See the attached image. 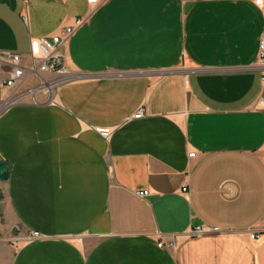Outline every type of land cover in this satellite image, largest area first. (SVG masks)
<instances>
[{"label":"crops","instance_id":"0c3cea01","mask_svg":"<svg viewBox=\"0 0 264 264\" xmlns=\"http://www.w3.org/2000/svg\"><path fill=\"white\" fill-rule=\"evenodd\" d=\"M78 18L53 97L0 91V217L41 235L0 264H264V0H0V57Z\"/></svg>","mask_w":264,"mask_h":264},{"label":"built area","instance_id":"2783aa9c","mask_svg":"<svg viewBox=\"0 0 264 264\" xmlns=\"http://www.w3.org/2000/svg\"><path fill=\"white\" fill-rule=\"evenodd\" d=\"M91 3H96L98 0H90ZM257 6L263 5V0H254ZM85 23L82 18L74 19L71 26H67L61 29L59 34L53 35L51 37H40V38H30L29 41V57L28 63H23L21 61L20 55L16 54H3L1 55V62L11 66V71L7 74L6 78L0 79V91L2 90H12L14 93L10 96L9 101L13 102L14 99L21 97V93L16 94L22 86H24L32 78H37L40 80L38 89L32 92L37 94L40 90L49 89L54 92L58 89L61 84H65L70 81L71 76L67 72V68L64 65V49L67 40L70 36L74 34L79 28H81ZM259 61L261 65H264V38L259 42ZM49 75L51 77L50 81L44 79L45 76ZM264 102V97L261 99V103ZM145 116V111L143 108H138V110L131 116V119L138 120ZM113 130L110 128H101L97 130L98 136L102 139L108 141L110 135H112ZM194 153L188 155L189 158L194 157ZM183 192L186 191L185 188L182 189ZM140 196L147 195V192L139 194ZM219 228L216 227H195L188 232L189 237H198L202 235H211L219 233ZM260 234H250L249 238L251 240H257ZM41 235L38 232L32 231L27 236L26 241L40 239ZM172 244H169L171 247ZM159 248H163V244H158Z\"/></svg>","mask_w":264,"mask_h":264},{"label":"rangeland","instance_id":"374dc122","mask_svg":"<svg viewBox=\"0 0 264 264\" xmlns=\"http://www.w3.org/2000/svg\"><path fill=\"white\" fill-rule=\"evenodd\" d=\"M44 79L48 82L51 80L49 75L45 76ZM40 84V80L37 78H32L29 80L22 88L16 93H21V97L18 99H14L12 103L17 102H29V103H38V102H45L49 98L53 97L54 92H46V89L43 91L40 90L39 92H32L35 89H38V85ZM6 228L4 224V220L0 217V243L11 248L13 251L21 245V243L26 242V238L28 234H24L22 229H15L11 234L6 233ZM30 234V233H29Z\"/></svg>","mask_w":264,"mask_h":264},{"label":"water","instance_id":"95a60500","mask_svg":"<svg viewBox=\"0 0 264 264\" xmlns=\"http://www.w3.org/2000/svg\"><path fill=\"white\" fill-rule=\"evenodd\" d=\"M7 163L5 161H0V182H5L9 176ZM2 195L0 194V202Z\"/></svg>","mask_w":264,"mask_h":264},{"label":"bare ground","instance_id":"6f19581e","mask_svg":"<svg viewBox=\"0 0 264 264\" xmlns=\"http://www.w3.org/2000/svg\"><path fill=\"white\" fill-rule=\"evenodd\" d=\"M49 91H50L49 89L48 90L46 89V92H49Z\"/></svg>","mask_w":264,"mask_h":264}]
</instances>
